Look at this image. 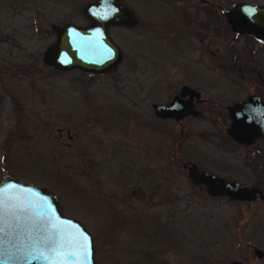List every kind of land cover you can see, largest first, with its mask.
Masks as SVG:
<instances>
[{
  "label": "rangeland",
  "instance_id": "rangeland-1",
  "mask_svg": "<svg viewBox=\"0 0 264 264\" xmlns=\"http://www.w3.org/2000/svg\"><path fill=\"white\" fill-rule=\"evenodd\" d=\"M89 1L0 0V182L54 192L64 215L92 235L96 264H264V203L209 197L179 161L263 189L264 167L249 164L248 149L213 148L203 135L210 124L199 119L184 130L177 163L179 130L153 114L151 105L167 103L182 83V42L169 31L184 29L183 6L169 2L172 16L169 0H122L138 24L109 28L123 53L113 72L46 65L51 26L86 25Z\"/></svg>",
  "mask_w": 264,
  "mask_h": 264
},
{
  "label": "water",
  "instance_id": "water-1",
  "mask_svg": "<svg viewBox=\"0 0 264 264\" xmlns=\"http://www.w3.org/2000/svg\"><path fill=\"white\" fill-rule=\"evenodd\" d=\"M82 15L86 25L68 22L51 26L55 39L43 51V62L58 71H115L123 53L109 28L136 26L135 11L122 0H91L83 6ZM226 16L233 31L264 40V5L241 1ZM177 99L170 104L153 103L154 116L166 120L187 115L176 113ZM228 110L232 119L228 133L234 140L242 141L235 131L247 126L259 129L249 138L264 137V103L257 96ZM184 168L188 179L202 185L209 197L250 202L258 196L264 202L263 190L203 171L195 163L184 164ZM255 252L262 255L261 250ZM0 264H96L93 238L79 220L64 215L54 192L7 177L0 182Z\"/></svg>",
  "mask_w": 264,
  "mask_h": 264
},
{
  "label": "flooded vegetation",
  "instance_id": "flooded-vegetation-1",
  "mask_svg": "<svg viewBox=\"0 0 264 264\" xmlns=\"http://www.w3.org/2000/svg\"><path fill=\"white\" fill-rule=\"evenodd\" d=\"M241 1L253 2L240 0L235 1L231 7H225L222 3L212 0L168 1V11L172 16L171 10L174 9L169 2L183 6L178 13H181L179 17L183 19L181 24L184 29L169 31L175 33L169 38L182 42V46L180 45L177 50L184 54L183 62L176 64L182 83L175 88L176 91L171 94V99L167 102L170 104L178 98L176 113L187 112V115L179 118L175 116L167 119L169 129L174 126L179 130V136L174 139L171 152V158L176 162L175 154L177 155L180 142L183 141L187 124L189 121L199 119L206 120L210 124V130L203 135L207 137L213 148L223 154H227V151L232 153L238 149H248L249 155L244 153L243 156L247 161L250 160L249 164L253 161L252 165L256 163L264 167V137L249 138L250 135L259 132V129L247 126L236 130L235 133L240 136L241 142L234 140L228 133L232 123L228 110L230 106L241 104L253 95L264 103V40L254 34L233 31L226 16V13L231 12L235 4ZM221 14L226 18L222 26L219 24ZM222 45H224L223 50ZM210 92L213 95H210ZM179 150L180 155L183 156L184 148L180 147ZM179 162L185 171L184 164L191 162L203 171L220 176L216 172L201 168L194 161ZM231 180L242 182L238 179ZM247 186L264 191L257 185ZM257 200L263 202L258 196L250 202ZM257 257L261 258L262 255ZM233 261L248 264L246 261Z\"/></svg>",
  "mask_w": 264,
  "mask_h": 264
}]
</instances>
